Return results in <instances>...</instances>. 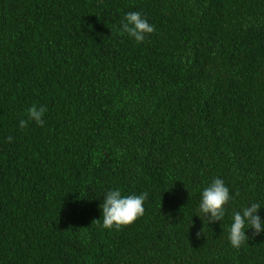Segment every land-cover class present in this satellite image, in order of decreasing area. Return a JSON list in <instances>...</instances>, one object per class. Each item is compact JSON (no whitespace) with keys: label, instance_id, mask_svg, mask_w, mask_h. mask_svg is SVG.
I'll return each mask as SVG.
<instances>
[{"label":"trees","instance_id":"16d2710c","mask_svg":"<svg viewBox=\"0 0 264 264\" xmlns=\"http://www.w3.org/2000/svg\"><path fill=\"white\" fill-rule=\"evenodd\" d=\"M115 189L145 214L105 229ZM252 203L264 221V0H0V264H264V232L228 239Z\"/></svg>","mask_w":264,"mask_h":264},{"label":"clouds","instance_id":"9594fccd","mask_svg":"<svg viewBox=\"0 0 264 264\" xmlns=\"http://www.w3.org/2000/svg\"><path fill=\"white\" fill-rule=\"evenodd\" d=\"M155 30V26L150 24L139 12H128L121 24V35L127 33L137 43H143L146 36L154 33ZM46 112V106L37 107L33 105L28 109V117L38 125L43 126L45 123L43 117ZM27 124L28 121L21 120L20 128L27 127ZM7 140L11 143L13 137L9 136ZM104 197L100 208L103 214L102 227L105 229L114 227L119 229L131 225L145 214L144 203L148 198L147 192L140 195L124 196L119 189H115L107 191ZM231 199L229 188L224 181L220 178L214 179L201 193L198 211L204 224L205 220L209 224L223 221L226 214L225 206ZM260 208V204L252 203L250 206H245L242 210L233 213L232 223L228 230V239L233 248L238 249L249 241L250 237L246 234V229H254V236L264 232V221L258 214ZM100 220H95L93 223H99ZM202 232H198L197 236L202 235Z\"/></svg>","mask_w":264,"mask_h":264}]
</instances>
